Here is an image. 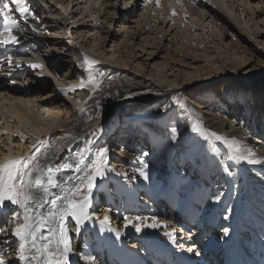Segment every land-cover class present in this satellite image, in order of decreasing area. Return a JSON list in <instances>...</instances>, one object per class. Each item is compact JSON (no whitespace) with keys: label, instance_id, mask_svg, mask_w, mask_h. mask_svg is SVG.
Segmentation results:
<instances>
[{"label":"bare ground","instance_id":"6f19581e","mask_svg":"<svg viewBox=\"0 0 264 264\" xmlns=\"http://www.w3.org/2000/svg\"><path fill=\"white\" fill-rule=\"evenodd\" d=\"M46 1L45 16L60 23L63 35H66V20L71 14L70 5L74 0ZM87 1V3L83 1L84 7L81 13L91 18L90 22L93 26H99L98 15L101 14L102 9H91V1ZM232 1L181 0L190 18H199L203 21L210 16L214 18L215 24L224 21L234 26L243 39L264 45L263 39L259 40L255 37L259 31L254 30L249 24L252 21V24L258 25L256 21L258 10L253 8V4L251 5V3L257 4L256 0L239 1L250 6L251 12L255 13L248 16L249 20L245 25L237 11L238 4L235 7L233 3L235 1ZM161 2L165 11L162 14L163 22L168 17V12L166 0ZM13 8H15L14 4ZM0 16H2L0 17V32H2V9ZM24 16L13 11V18L19 25L13 32L19 37V42L0 46V161L6 156L34 154L40 164H50L55 168L65 161L74 164L72 158L75 152L87 146L90 151L87 153L86 161L90 162L99 149H108L113 144L114 140L109 138L107 133L109 128L119 121L126 123V126L138 124L140 129L149 132L151 139V147L142 153L129 144L127 145L129 149L127 146L121 149L115 148L114 154L119 156L113 159H110L109 151L107 152L104 175L97 177L96 186L92 190V203L88 209L92 219L80 225L79 231L72 217L65 221L73 249L69 254L70 264H151L152 261V264H158L155 261L160 252L158 242H163L161 239L168 237L165 233L173 230V226L163 223L160 217L162 215L159 206L169 199L179 207L176 214L180 215L186 209L197 218L213 219L215 227H220L218 235L221 238L214 236L210 243L203 242L200 245L194 238V235L198 234L197 229L193 231L192 237L185 235L187 233L185 231L174 229L175 241L177 240L178 243L170 242V239L166 238L168 244L162 245V253L178 256L181 258L180 264L190 263L205 258V251L215 246L214 243L221 244L219 250H228L229 244H234L233 240L238 239L241 244L250 241L255 245L252 250H257L258 253L253 257L257 256L258 262L264 264V163L250 164L247 161L237 162L229 159L230 152L223 140L208 139L200 132L194 131L192 127L193 123H197L204 130L215 131L229 138L234 136L243 140L256 156L264 157V143L260 140L264 137V133L259 138L258 131L254 128L261 125L264 129V122L261 120L257 124L258 121L246 118L243 124L235 123L224 115L213 114L212 109H196L194 104L191 105L192 99L188 98L190 103L186 108L176 103L183 95L186 97L187 94L193 95L195 90L205 91L208 82L216 80L221 86V93L218 96L228 95L229 99L215 98L214 102L221 107L228 101L230 106L235 99L240 103L243 102L244 107L245 100L251 99L253 90L264 89V63L261 65V71L257 72L258 78L253 80L249 77L245 78L243 72L248 64H245L243 55H234L229 59L226 55L225 61L210 60L212 57L218 59L219 53L201 56L206 63L203 66L193 65V67L189 61L183 62L180 58H172L169 59L170 62H152L151 68L143 71L145 70L143 61L136 62L135 58L131 57L134 54L130 50L133 51L136 47L131 44L130 39L118 42L120 46L127 47V55L126 51L117 53L114 49L104 53L103 47H99L96 43L90 44L84 34L80 33L82 31L76 30V38L82 40L78 48L69 45L67 51L70 63L76 64L80 71L85 72V76L73 78V74L69 73L55 77L48 68L50 63L40 53L42 45L36 43L37 41L39 43L42 37H51L46 35L48 31L43 20L34 18L31 14ZM152 20L156 22L157 17H152ZM172 20L181 23V13H177V17ZM149 21L140 23L147 27ZM191 21L193 25L199 26V23ZM186 27H189V24L186 23ZM92 30L94 28L90 31ZM95 33L98 34V31ZM125 33H128V30H125ZM187 38L182 40L191 46L192 40ZM93 39H98V35ZM67 42L71 41L67 40ZM82 49L96 54L99 61L93 68L89 69L84 64L80 52ZM195 49L198 50V47L196 46ZM179 51V57L195 60L199 56L197 54L192 57L191 54L189 57L187 53L180 49ZM48 53V56L63 54L53 46L49 48ZM153 53L149 51L146 56ZM9 57L13 61L12 64L8 63ZM103 58L108 62H104ZM29 62L43 64L44 67L34 69L29 66ZM180 65H184L185 68H179ZM100 72H104L105 75L99 77V85L89 83L91 78L98 77ZM50 77L54 79L56 94H63L66 97L64 98L66 109L57 107L56 100L50 97L51 94L42 90V83L45 82L43 80ZM221 77L224 78L219 80ZM19 78L21 80H17ZM8 80L15 83H8ZM237 80H243L244 84L238 83ZM80 81L84 82L85 87L74 91L71 86ZM18 83L24 84V87H19ZM240 86L247 90H243ZM61 88L64 91H60ZM229 106L225 105L226 110ZM82 108L84 111H81ZM197 108L201 107L197 106ZM148 123H153V126L148 128ZM124 128L133 131V127ZM163 131L165 134H162ZM253 132L254 137H252ZM17 133H23L24 139H21ZM39 141L43 142L42 146ZM89 141L92 143L89 144ZM33 144L39 148V151L31 148ZM187 167H191L193 174L192 171L187 172ZM141 169L147 172V180L140 175ZM190 174L195 178L191 188L190 184L193 180L191 181ZM63 175L73 177L72 180L65 181V184L71 186L77 183L75 177L82 173L77 172L73 167L65 169ZM110 180L115 186L113 190L107 187ZM168 180L170 183L165 184ZM177 181H183L184 191ZM106 189L110 192L109 196L104 194ZM101 192H103L102 202L97 207L94 203L97 199L100 200ZM221 193L223 194L221 198L215 200L214 197ZM12 208L19 210L18 206ZM205 209L212 211V214H204ZM43 211H47V208ZM105 212L110 220L102 226L100 221L103 220ZM125 216L131 218L133 223L125 225ZM136 217L143 218L146 225L154 221L161 223L158 227L145 226L137 232L135 224L141 221H137ZM180 218L177 215L175 219ZM55 226L53 224V227ZM13 227L15 224L12 223L11 212L8 213L6 222L4 217H0V229H5L0 232V251L5 253L6 259L12 261V264H22L16 259L19 241L11 235ZM224 229H228V232L225 233ZM41 231L42 234H47L48 230L45 228ZM117 231L120 233L119 236L116 234ZM213 233H217V229ZM171 246L175 247L171 248ZM176 247L179 253L176 252ZM190 247L200 254L188 252L187 249ZM168 261L175 264L178 260L169 257ZM164 263L169 264L167 261Z\"/></svg>","mask_w":264,"mask_h":264},{"label":"rangeland","instance_id":"374dc122","mask_svg":"<svg viewBox=\"0 0 264 264\" xmlns=\"http://www.w3.org/2000/svg\"><path fill=\"white\" fill-rule=\"evenodd\" d=\"M24 1L29 5L31 12L35 13V16H32L34 18L43 20V23L46 26V30L48 31L46 35L51 36L49 38L42 37L40 42L38 43L37 41L36 43L42 45L40 47V53L41 55H43V58H45V60L50 63L48 65V68L51 70V73L55 75V77H59L58 75H67L69 73L73 74V78L85 76V72L80 71V68H78L76 64L72 65L70 63V58L68 56L69 52L67 51V48L72 45H75L78 48V44L82 40V38L79 39L80 41L78 40V38H76V30L82 31L80 33L84 34L85 39H87V41H90V44L96 43L99 47H103L104 53L108 51L110 52V50L114 49L117 51V53H120L122 50L126 51L125 53L127 55V47L123 45L120 46L118 42L119 40L121 41L124 39H130L131 44L136 47L135 50H130V52L134 54V56L131 55V57L135 58L136 62L143 61L145 66V70L143 71L150 69L152 62H170L169 59L172 58H180L183 62L189 61L191 66H203L206 63H204V57L201 56L205 54L210 55L211 53H219L220 56H218V59L216 57H212L210 60L225 61L226 55H228L227 59H229V57L232 58L234 55H243L245 57V64H248L245 68V72L243 73L245 74V78L249 77L250 80H253L258 78L257 72L261 71V65L264 63V45H260L257 43L256 45L254 43L248 42L241 37L240 33L234 26L228 25L224 21H219L217 24H215L214 18H211L209 15V17H207L206 20L203 21L199 18H190L188 13L186 12V7L181 2V0H166L165 4L167 7L168 17L165 18L163 22L162 14H164L165 11L163 7L164 5L161 2L162 0H159V4H157L156 0H90L91 9H102L101 14L98 15L99 26H93V24L90 22L91 18L85 17V14L81 13L84 7L83 1L86 3L88 1L74 0L70 5L71 14L67 16L66 20V35H63V28L60 23H56L55 20L47 18L45 16L44 12L46 11L47 6L46 0ZM233 1L232 2L235 4V7L237 4L239 5H237V11L240 13V18L245 25V23L249 20L248 16L254 15L255 13L251 12L252 9L250 6H247V4L244 5L242 2H239L241 0ZM4 2L9 3L13 7L12 0H4ZM255 3L257 4L254 5V3H251V5L253 4V8L258 10V12L256 11L258 14V16L256 17L258 25H256L255 23L252 24V21L249 22V24L252 25V28L254 30L256 29L257 31H259L257 35L255 34V37H257L259 40L263 39L264 41V25H262L264 23V0H256ZM177 13H181L182 15L181 23L179 22L180 24L172 20V18L174 19L175 17H177ZM154 16L157 17L156 22L152 20V17ZM190 19L193 20V22L199 23V26L193 25ZM141 21H149V26L145 27L140 23ZM186 23L189 24V27H186ZM91 28H94V30L90 31ZM125 30H128V33H125ZM96 31H98V34L95 33ZM97 35L98 39L94 40L93 38H95ZM260 35L263 36L261 37ZM186 37L191 39L193 44H196H191V46H188V42L183 41ZM67 40H70L71 42L68 43ZM51 46L55 47L63 54L48 56V50ZM196 46L198 47V50H194ZM177 47L183 52L187 53V56L189 57L191 54L192 57L196 56L197 54L199 56H197L198 58L195 60L189 59L188 57H179L180 51L179 49H177ZM244 48H246V50ZM200 50L204 52H199ZM149 51H153L154 53L146 56ZM80 52L82 54L83 60L84 56L86 55L91 59L99 61L94 52L88 51L87 49H82L80 50ZM138 58L139 60H137ZM103 59L104 62H108L105 58ZM179 68L184 69L185 66L180 65ZM223 78L224 77H221L219 80ZM17 80H21V78ZM43 81L45 82L42 83V90H44L45 92L47 91L48 94H51L50 97L56 100L55 105L57 107L66 109V102H64V98L66 97L63 94H56L57 90L54 89V79L50 77L49 79ZM237 81L242 85L244 84L243 80ZM7 82L13 83L10 82V80H8ZM208 83V86H206L207 83L204 85L206 86V88L204 89L205 91H201L202 89L195 90L193 95L187 94L188 97H186V95H183L181 101H184L187 105L188 103H190L187 98L190 100L192 99L193 102H191V105L194 104L193 106H195L196 109H212L211 112L213 114L224 115L225 117H227V119L233 120L235 123L239 122L243 124L246 121V118H249V120H255V122L258 121L257 124H259L261 120H264V89H257L256 91L253 90L251 99L245 100L246 106L244 107L243 102L240 103L235 99L232 100L233 102L230 106L228 105V101H224L225 103H223L220 107L216 102H214L215 98H217V100H223L224 97L228 100L229 97L228 95L218 96L221 93V86L219 82H216V80H210ZM18 85L19 87H22L24 84L18 83ZM258 87L260 86H257V88ZM77 88H74V91ZM240 88H243V90L245 91L247 90L242 86H240ZM225 105L229 106L228 110H226ZM197 106L201 108H197ZM217 111L219 113H217ZM242 111L244 112L242 113ZM126 125V123L119 121L109 128L107 136L114 140L113 144L108 147L110 159L119 156H116L114 154L115 148L121 149L128 144L140 153L148 150L149 147H151V139L147 130L140 129L138 127V124L136 123H133L130 126ZM151 126H153V123L147 124L148 128H150ZM124 127H133V131L130 132V130H126V128ZM254 128L257 131H260V129H262V126L259 125L257 126V128ZM262 130L264 131V129ZM155 132H157V129L155 130ZM166 133L168 137V131ZM162 134H165V131H163ZM254 135L255 134L253 132L252 137H254ZM252 137H250L251 140H253ZM256 143L258 145L260 144L259 142ZM129 146H127V149H129ZM180 170L181 169L179 168V171ZM189 171H192L191 167H187V172ZM191 173L193 174V171ZM190 177L191 181L193 180L190 184L191 188L193 183L195 182V178L192 177L191 174ZM177 182L179 183L181 189L184 191L185 189L182 187L183 181ZM168 183H170V180L165 182V184ZM108 193L110 192H108V190L106 189L104 194L108 195ZM203 213L206 215H210L212 214V211H208L207 209H205ZM185 235L191 237L189 233H186ZM215 237L221 238V236L218 235Z\"/></svg>","mask_w":264,"mask_h":264},{"label":"snow or ice","instance_id":"6c2138e0","mask_svg":"<svg viewBox=\"0 0 264 264\" xmlns=\"http://www.w3.org/2000/svg\"><path fill=\"white\" fill-rule=\"evenodd\" d=\"M159 4V0H156ZM15 5L13 8L9 3L0 0V9L3 10V29L0 32V46H7L19 42V37L14 34L13 30L18 28L17 20L13 18V11L24 14L31 12L30 7L25 4L24 0H12ZM26 19V16H24ZM23 31V29H21ZM9 64L13 61L11 57ZM98 61L84 56V64L93 68ZM29 66L34 69L43 68V64L29 62ZM104 72L99 76H93L89 83L99 85V77H103ZM15 83V81H13ZM73 88H83V81L72 85ZM60 91H64L63 88ZM176 103L181 107H186L184 101L177 100ZM81 111H84L82 108ZM193 130L200 132L201 135L208 139L223 140L227 145L230 155L229 159L247 161L250 164L264 163V157L256 156L252 149L241 139L236 137H225L215 131L204 130L197 123H193ZM21 139H24L23 133H17ZM41 146L42 141L38 142ZM89 144L92 142L89 141ZM31 148L39 151L35 144ZM90 149L86 146L75 152V163L65 161L59 166L53 168L50 164H40L37 157L33 155L6 156L0 161V217L5 218L11 212L12 223L15 227L11 229V235L18 238V247L16 249V259L22 264H70L69 254L73 251L70 244L65 221L72 217L79 226L85 221L92 219L89 214V207L92 203V190L96 186L97 177L104 175V169L107 166V148L99 149L95 158L90 162L86 161L87 153ZM146 155V154H145ZM83 166V167H82ZM75 168L77 172L82 173L75 177L77 183L69 186L65 181H70L73 177L64 176L65 169ZM145 168L147 165L144 166ZM140 175L145 180L148 174L143 169ZM58 176L60 177L58 179ZM58 190V191H54ZM222 193L214 197L215 200L221 198ZM12 206H18L19 210H14ZM47 208V211L43 209ZM140 223L135 224L137 232L143 227H158L159 223L154 221L150 225L143 222V218L136 217ZM110 217L105 212L101 225L109 222ZM125 225L133 223V220L127 216L124 217ZM53 224L56 226L53 227ZM47 228V234H42V229ZM5 229H0V232ZM227 233L228 229H224ZM117 236L120 233L117 231ZM168 238L175 243V230H169L165 233ZM7 243V241L5 242ZM188 252L200 253L194 248H188ZM0 264H12V261L6 259L5 253L0 251Z\"/></svg>","mask_w":264,"mask_h":264}]
</instances>
